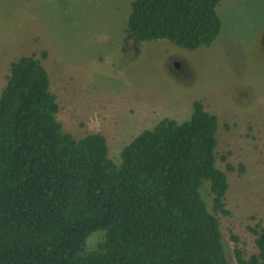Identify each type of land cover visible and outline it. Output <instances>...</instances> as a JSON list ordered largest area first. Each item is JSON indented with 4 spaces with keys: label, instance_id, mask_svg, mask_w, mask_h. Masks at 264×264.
<instances>
[{
    "label": "trees",
    "instance_id": "1",
    "mask_svg": "<svg viewBox=\"0 0 264 264\" xmlns=\"http://www.w3.org/2000/svg\"><path fill=\"white\" fill-rule=\"evenodd\" d=\"M220 1L134 0L125 31L137 41L208 46L221 28ZM57 108L41 60L12 61L0 92V264H230L215 214H228L217 117L199 100L188 119L164 117L140 131L118 163L102 134L64 131ZM204 180L214 212L200 193ZM96 231L103 238L87 251ZM252 232L257 252L246 258L235 247L236 264H264V227Z\"/></svg>",
    "mask_w": 264,
    "mask_h": 264
},
{
    "label": "rangeland",
    "instance_id": "2",
    "mask_svg": "<svg viewBox=\"0 0 264 264\" xmlns=\"http://www.w3.org/2000/svg\"><path fill=\"white\" fill-rule=\"evenodd\" d=\"M132 1L0 0V92L12 61L40 59L63 130L75 139L102 134L117 163L140 131L164 117L188 119L199 100L217 117L216 166L226 173L228 214H215L236 264L234 248L246 258L256 253L252 228L264 227V0H221L219 34L192 50L133 39L125 31ZM200 193L214 212L208 180ZM102 238L94 232L86 250Z\"/></svg>",
    "mask_w": 264,
    "mask_h": 264
},
{
    "label": "water",
    "instance_id": "3",
    "mask_svg": "<svg viewBox=\"0 0 264 264\" xmlns=\"http://www.w3.org/2000/svg\"><path fill=\"white\" fill-rule=\"evenodd\" d=\"M175 64V66H177V63H174Z\"/></svg>",
    "mask_w": 264,
    "mask_h": 264
}]
</instances>
